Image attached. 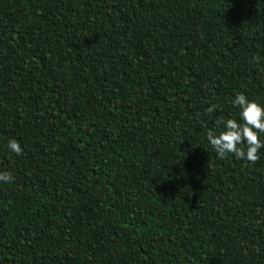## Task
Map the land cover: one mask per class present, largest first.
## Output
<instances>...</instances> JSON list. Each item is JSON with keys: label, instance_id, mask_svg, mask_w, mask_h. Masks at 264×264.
<instances>
[{"label": "trees", "instance_id": "16d2710c", "mask_svg": "<svg viewBox=\"0 0 264 264\" xmlns=\"http://www.w3.org/2000/svg\"><path fill=\"white\" fill-rule=\"evenodd\" d=\"M239 92L264 0H0V264H264V149L207 140Z\"/></svg>", "mask_w": 264, "mask_h": 264}, {"label": "clouds", "instance_id": "9594fccd", "mask_svg": "<svg viewBox=\"0 0 264 264\" xmlns=\"http://www.w3.org/2000/svg\"><path fill=\"white\" fill-rule=\"evenodd\" d=\"M238 111L239 119L218 120V132L209 130L207 140L216 152L217 156L224 158L232 154L236 159L255 162L261 149H264V105L250 100L243 92L237 93L231 101ZM209 108L208 112H212ZM7 148L17 156L21 155L23 148L19 141L10 138ZM14 176L9 171H0V183H11Z\"/></svg>", "mask_w": 264, "mask_h": 264}]
</instances>
